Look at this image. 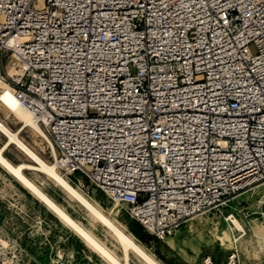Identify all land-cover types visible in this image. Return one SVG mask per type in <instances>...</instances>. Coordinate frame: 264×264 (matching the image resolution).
I'll list each match as a JSON object with an SVG mask.
<instances>
[{"label": "built area", "instance_id": "1", "mask_svg": "<svg viewBox=\"0 0 264 264\" xmlns=\"http://www.w3.org/2000/svg\"><path fill=\"white\" fill-rule=\"evenodd\" d=\"M0 77L157 237L264 180V0H0Z\"/></svg>", "mask_w": 264, "mask_h": 264}, {"label": "rangeland", "instance_id": "2", "mask_svg": "<svg viewBox=\"0 0 264 264\" xmlns=\"http://www.w3.org/2000/svg\"><path fill=\"white\" fill-rule=\"evenodd\" d=\"M9 65L12 61H5L6 70ZM13 116L0 103V119L13 131H18L20 137L44 159L56 162L51 145L29 127L24 128ZM7 139L0 131V148ZM3 153L15 165L34 163L15 143L8 145ZM24 171L73 218L91 229L120 256L123 255L110 230L94 219L61 184L38 169L27 167ZM62 172L104 209L116 206L102 191L95 190L86 177ZM117 208L118 212L113 214L115 220L131 231L130 224L136 219L122 204L119 203ZM234 218L242 224V229L236 227ZM136 225L143 235L139 238L134 234L136 239L162 264H207L208 259H211V264H226L232 255H235L234 264H264V180L223 201L216 208L190 217L164 237L152 235L140 224ZM0 264L111 263L0 163ZM131 264L145 262L132 254Z\"/></svg>", "mask_w": 264, "mask_h": 264}, {"label": "bare ground", "instance_id": "3", "mask_svg": "<svg viewBox=\"0 0 264 264\" xmlns=\"http://www.w3.org/2000/svg\"><path fill=\"white\" fill-rule=\"evenodd\" d=\"M7 70L12 76L19 74V70L14 65H9ZM0 103L14 115L13 117L19 119L24 128L29 127L30 130L42 136L51 145L52 152L56 159H58V149L44 125L39 122L33 113L23 105L20 98L18 97L15 87H13L9 82L1 77ZM0 131L8 137L4 146L0 148V163L28 190L34 193L51 210H53V212L65 224L74 228L93 250L98 252L111 264H131L132 254L137 255L145 262V264H162L143 243L136 239L134 233L127 230L125 225L119 224L115 220L113 214L118 212V202H116V206L112 207L111 209H104L99 204V202L92 200L79 187L75 186L65 174H63L59 168L58 161L49 162L44 159L20 137L18 131H13L10 129L1 119ZM11 143H15L19 148H21L34 163H21L17 165L13 164L3 153L4 149ZM27 167L35 168L45 174H48L51 178L61 184L72 197L77 199L86 208V210L92 215L94 219L104 224V226L110 230L112 235L118 241L123 255L120 256L115 250L108 247L92 232L91 229L73 218L64 207H62L47 193H45L39 185H37L26 175L24 169ZM233 222L237 228H243L242 224L236 218L233 219ZM211 263V259H208L207 264ZM234 263L235 255H232L229 262L226 264Z\"/></svg>", "mask_w": 264, "mask_h": 264}, {"label": "trees", "instance_id": "4", "mask_svg": "<svg viewBox=\"0 0 264 264\" xmlns=\"http://www.w3.org/2000/svg\"><path fill=\"white\" fill-rule=\"evenodd\" d=\"M135 220V219H134ZM138 224H140L141 226H142V224L139 222V221H137V220H135ZM132 223V224H130V229H131V231L137 236V237H139V238H142V233H141V231H139V229H138V227H137V223ZM143 227V226H142ZM144 228V227H143ZM145 230V229H144Z\"/></svg>", "mask_w": 264, "mask_h": 264}]
</instances>
